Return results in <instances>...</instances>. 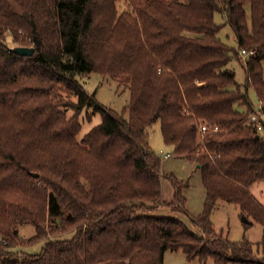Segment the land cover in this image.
Masks as SVG:
<instances>
[{"label": "trees", "instance_id": "obj_1", "mask_svg": "<svg viewBox=\"0 0 264 264\" xmlns=\"http://www.w3.org/2000/svg\"><path fill=\"white\" fill-rule=\"evenodd\" d=\"M119 1L0 0V264H164L167 250L205 264H264V235L232 241L212 220L223 200L239 206L245 231L257 223L264 232V205L250 190L264 183V134L248 121L260 103L264 116V0H125L123 11ZM217 13L235 47L219 37ZM9 32L33 56L13 53ZM243 49L255 50L245 63ZM92 73L130 89L122 113L86 90L80 77ZM85 106L102 121L79 140ZM158 122L174 155L201 170L197 216L186 208L189 183L167 176L168 204L201 235L150 214L165 176L150 142ZM16 223L36 234L23 238ZM45 240L40 253L14 250Z\"/></svg>", "mask_w": 264, "mask_h": 264}, {"label": "rangeland", "instance_id": "obj_2", "mask_svg": "<svg viewBox=\"0 0 264 264\" xmlns=\"http://www.w3.org/2000/svg\"><path fill=\"white\" fill-rule=\"evenodd\" d=\"M118 8L120 11L127 9V3L125 0L118 2ZM216 22L220 25L225 24V17L223 14H216ZM219 37L227 43L229 46L235 47L236 42L233 36L231 28L224 25L219 33ZM6 44L13 48L17 45L13 41L12 33H7ZM240 60H243L240 58ZM243 63V62H242ZM232 67L237 72L238 81H244V72L241 64L237 61L232 63ZM80 81L85 86L86 90L90 93L96 92V97L100 103L106 107L114 110L117 113H122L123 110L129 105L131 98V91L126 86H121L111 76L102 77L98 73H92L80 77ZM251 99L258 107L259 102L253 90L250 91ZM73 102H77V97L71 99ZM245 109V108H244ZM243 109V110H244ZM67 116L71 118L77 112L75 108L68 107L65 109ZM80 122L82 125L79 140H81L93 127L101 123V114L96 112L93 108L85 106L79 114ZM150 142L152 148L162 156V172L165 175L162 183V198L161 206L150 213L153 216L169 217L183 221L191 230L201 235L199 228H197L191 218L180 211L174 210L171 205L168 204L173 199L174 189L167 178L169 175H174L178 180L188 182L189 186L184 189V196L187 198L188 203L186 205L187 210L192 215H199L204 211L206 189L202 182L201 170L197 163L190 161L189 159L181 156H176L168 147L163 139L160 123L154 124L150 129ZM163 152V154H162ZM172 154L171 157H166V154ZM251 192L258 198V200L264 205V183L258 182L250 188ZM219 208L215 210L212 220L216 232L222 233L223 236H228L232 241H240L244 235L257 243L262 240L264 232L261 225L255 223L249 230L245 231L242 219L240 217V208L236 204L226 203L223 200L220 201ZM18 229L19 234L28 239L36 234V230L31 225H23L16 223L14 226ZM64 237H70L65 235ZM46 244L45 241H39L34 244H17L14 250L27 253L36 254L40 253ZM164 264H205L199 260H188L186 254L183 251L167 250L164 254ZM207 264H215L210 260Z\"/></svg>", "mask_w": 264, "mask_h": 264}, {"label": "built area", "instance_id": "obj_3", "mask_svg": "<svg viewBox=\"0 0 264 264\" xmlns=\"http://www.w3.org/2000/svg\"><path fill=\"white\" fill-rule=\"evenodd\" d=\"M254 54H255V50H250V51H247L246 49L241 50L240 55H241V58L243 59L242 62L245 63V60L249 56H253ZM262 107H263V104L260 103L259 108L249 115L248 121L250 123L255 124L257 126L258 131L264 134V116L262 114ZM210 129H211V127L208 126V124L203 123L201 125L200 132H201L202 138H204V136L210 131ZM213 130L219 131V127H215ZM162 154H163V152H162ZM171 156H172V154H170V153L166 154V157H168V158Z\"/></svg>", "mask_w": 264, "mask_h": 264}, {"label": "water", "instance_id": "obj_4", "mask_svg": "<svg viewBox=\"0 0 264 264\" xmlns=\"http://www.w3.org/2000/svg\"><path fill=\"white\" fill-rule=\"evenodd\" d=\"M11 51L17 55L30 57L35 53V48L29 46H16L11 48ZM36 176H38V174H36ZM242 220L247 221L245 218H243Z\"/></svg>", "mask_w": 264, "mask_h": 264}, {"label": "crops", "instance_id": "obj_5", "mask_svg": "<svg viewBox=\"0 0 264 264\" xmlns=\"http://www.w3.org/2000/svg\"><path fill=\"white\" fill-rule=\"evenodd\" d=\"M187 199V198H186ZM187 203H188V200H187ZM187 203H186V205H187ZM192 214V213H191Z\"/></svg>", "mask_w": 264, "mask_h": 264}]
</instances>
